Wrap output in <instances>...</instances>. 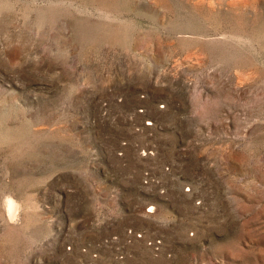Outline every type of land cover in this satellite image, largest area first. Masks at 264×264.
<instances>
[{"label":"rangeland","instance_id":"obj_1","mask_svg":"<svg viewBox=\"0 0 264 264\" xmlns=\"http://www.w3.org/2000/svg\"><path fill=\"white\" fill-rule=\"evenodd\" d=\"M0 264H264V0H0Z\"/></svg>","mask_w":264,"mask_h":264},{"label":"bare ground","instance_id":"obj_2","mask_svg":"<svg viewBox=\"0 0 264 264\" xmlns=\"http://www.w3.org/2000/svg\"><path fill=\"white\" fill-rule=\"evenodd\" d=\"M5 208H6L8 218L12 219L15 215L16 208H17L16 202L10 197H8L5 202Z\"/></svg>","mask_w":264,"mask_h":264}]
</instances>
